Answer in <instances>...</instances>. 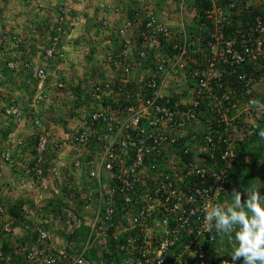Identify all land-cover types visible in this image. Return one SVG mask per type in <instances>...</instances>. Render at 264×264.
<instances>
[{
  "label": "built area",
  "instance_id": "1",
  "mask_svg": "<svg viewBox=\"0 0 264 264\" xmlns=\"http://www.w3.org/2000/svg\"><path fill=\"white\" fill-rule=\"evenodd\" d=\"M208 1L211 5L203 10L202 25L192 33L187 28L198 16L195 0H132L130 5L127 0L98 1V20L107 32L108 46L100 54L98 77L78 84L82 106L70 130L58 138L43 128L42 108L50 95L48 79L55 75L51 69L64 59L65 45L73 38L68 11L61 7L46 50L37 53L40 56L15 57L7 63L8 68L23 70L39 81L30 83L32 95L26 103L28 118L40 132L33 148L38 157L34 173L27 169L31 188L42 180L35 201L39 203L51 191L60 194L59 187L66 182V174L57 168L50 170L52 182L43 181L41 166L49 149L55 164L74 169L79 177L87 166L92 198L85 219L91 231L80 244L82 253L70 257L69 264H91L84 252L97 244L100 255L110 254V238L121 242L116 244L125 254L121 264H215L211 248L217 246L223 254L226 236L204 230V205L223 203L230 183L228 171L237 159L235 135H255L253 129L243 130L236 122L256 125L262 114L251 100L242 98L259 83L244 66L264 70V13L247 18L244 12L263 6L264 0ZM108 14L119 16L114 25L108 24ZM232 24L238 25L228 32ZM112 35L121 44L114 46ZM5 41L13 50L26 42L19 34ZM195 46H200L196 61L188 55ZM67 85L57 82L56 88L69 90ZM129 98L133 105H127ZM200 112L206 113L204 119ZM6 114L18 128L25 126L20 106H10ZM187 126L193 134L199 130L204 142L187 146ZM23 139L12 132L7 145L18 146ZM93 139L98 149L93 162L85 161ZM216 148H220L217 154ZM189 150L193 158L185 160ZM12 157L7 148L0 152V168L11 164ZM217 157L223 165L219 170L214 164ZM71 217L76 218L73 210L65 217L67 223ZM40 234L42 241L49 237L42 229ZM51 244L53 248L38 251L46 264L59 259L50 253L57 250V240L51 239Z\"/></svg>",
  "mask_w": 264,
  "mask_h": 264
},
{
  "label": "trees",
  "instance_id": "2",
  "mask_svg": "<svg viewBox=\"0 0 264 264\" xmlns=\"http://www.w3.org/2000/svg\"><path fill=\"white\" fill-rule=\"evenodd\" d=\"M195 5L197 8V15L194 18V24H190V26L187 28L189 33H192L193 31L197 30L200 24L202 22L203 17V10L207 7H210L211 3L208 0H195ZM264 13V5L259 6L258 8H255L253 10H249L247 12H244L245 17L251 18L252 16H255L256 14H262ZM131 16V13L128 14ZM251 16V17H249ZM199 18V19H198ZM32 22V21H31ZM34 26L33 29H29L28 33L32 35V37H35L36 41H40L41 39L44 40L42 43L43 48L41 51H45L46 47L49 43V37L52 34V30L48 26L49 24H31ZM100 27H104L103 24H99ZM204 26L207 24H203ZM236 25L238 24H232L228 27V32H232ZM46 28H45V27ZM39 32V33H38ZM40 39V40H38ZM113 42L117 45L118 43L121 44L117 39H114ZM41 43V42H40ZM88 43L87 41L85 42ZM90 46L91 44L88 43ZM87 44V45H88ZM88 45V46H89ZM32 47V46H31ZM28 45V39H26V42L24 43L23 47H19L18 49H14L17 53L16 57H19L21 59H27L30 60L31 57L34 54V50L30 51L31 48ZM200 46H195L190 49L189 56L194 60H199V53H197V49ZM34 48V47H32ZM0 46V50H1ZM18 50V51H17ZM2 51V50H1ZM96 53V49L92 45L90 47L89 52V59ZM104 52H102L103 54ZM13 53L10 52V55L8 58L3 57L2 53H0V67L3 71V74L5 76H10L12 79H20L18 89L22 91H26L28 95L31 93V86L38 84V79L32 78L30 73H27L23 70H12L7 67V63L11 59H15V57L12 55ZM99 55V54H98ZM62 62V59H59ZM264 64V62H263ZM98 70V67L94 68V70ZM246 70V72H253L254 75L257 77L258 81L260 80L263 84L264 81V70H256V68L252 64H247L243 68ZM99 73H94L93 76L98 77ZM250 75V74H249ZM31 81V82H30ZM53 82L52 78L48 79L49 82ZM11 82V81H10ZM57 82H63L67 83L66 78L62 77L57 79ZM56 82V83H57ZM47 83V84H48ZM15 83H13L14 85ZM68 84V83H67ZM5 84L0 81V101L6 100V97L1 92V88H3ZM69 87V85H67ZM53 91H57L58 96H62L63 94H67L68 90L67 88L61 89L56 88ZM262 91H264V86L262 88ZM75 97V102L73 103L75 106H82V103L80 102V93H81V87H76V90L73 91ZM242 93V89H241ZM264 93V92H263ZM5 97V98H4ZM243 101L247 100H261L264 101V95H260L257 93L255 95V98L253 95L245 96L242 98ZM10 97L7 98L8 104H9ZM13 104H10L9 106H20L24 112V115L26 117V124L28 126H31L32 128L34 125H32L30 118H28V109L25 105L18 104V101L12 102ZM124 102L121 104L123 105ZM127 105H133V99L129 98L126 101ZM8 106V107H9ZM5 111V109H3ZM201 111V109H200ZM73 110L70 113V117L72 116ZM260 113V112H259ZM201 118L204 119L206 117V113L200 112ZM255 115H258V113H255ZM199 117V116H198ZM243 121V120H242ZM72 120L68 122L66 125V128L64 131H69V125L71 124ZM44 123V121H43ZM67 123V122H66ZM65 123V124H66ZM242 129L244 130H250L253 129L255 132V137L252 140H249L247 138L244 139V142H236L235 141V153L237 154V159L235 160L232 168L228 171V176L230 183L226 190L223 192V199L221 202L223 203H230L232 200L231 192L233 188L235 187L237 190L243 192L246 189L251 188L253 185L256 187H262L261 192L264 193V179L263 177L260 179H257L256 173L254 172L255 168L258 166L259 163L263 165V172H264V135H261V133H264V111H262V114L258 118V123L256 126H252L248 124L247 122L243 121V123H239L237 121ZM187 125V124H186ZM185 125V126H186ZM43 126H47V124H43ZM183 126V128L185 127ZM14 129V125L8 126L6 128V131L3 132L2 137L6 138L7 134L11 132ZM35 129V128H34ZM188 132V143L187 146H190L193 143L197 142H204L202 134L199 130L195 131V134H193L189 126L185 128ZM240 130V129H239ZM35 131H37L35 129ZM30 137H27L21 141V144L16 147L19 148L22 152L29 151L32 155L28 157V160H24L27 165V169L30 170V174L34 173L33 168L36 167L38 157L35 156V150L33 149L37 143L39 138V131L33 132ZM226 135V134H225ZM227 136V135H226ZM237 138H240L238 134L235 135ZM95 139V138H94ZM91 140V143L89 144V152L84 155L83 159L85 161H91L93 162L96 150V142L95 140ZM234 144V142H233ZM257 146H256V145ZM50 148V147H48ZM24 149V150H23ZM14 150L15 152H17ZM50 151V149H49ZM49 151L45 156L46 162L41 166L42 169V179L43 181L53 180L52 176L53 173L50 172V170L58 169L60 171V174L63 175L66 174V182L65 185L61 188L60 194H55L53 191H51L49 194H44L46 196L45 199L40 201L39 203L35 201V197L38 196V193L36 190H38L42 180L39 182L37 180L36 185L33 188L31 186H28L25 188L27 191L32 190V192L35 193L34 198H20L17 199L15 196H13V193H10L9 195H4L2 193V189L0 190V264H46L45 263V257L38 254L39 249L42 247H46V249H51L54 246L51 244V239L57 240L58 244L57 250L53 249V252L50 251L51 254L54 256H57L59 259L55 264H69L70 257L79 256L82 253V248L80 246L81 243L86 241V236L91 231V225L88 221H86V217L89 215V213L86 210V206L88 203H91L90 196V190L92 186L90 185L89 181L87 180L89 178L87 166H83V171L81 177L77 175L78 173L75 172L74 169H67L65 170L62 167H59V165L53 162L51 158H49ZM216 154L218 151H220V148L215 149ZM250 151L252 165L248 166L245 164V154ZM188 154L184 155L185 160H191L193 158L194 152L188 151ZM13 154V157H14ZM55 157V156H54ZM217 163L214 162V164H217L215 167L216 169L223 168V165L221 164L222 161L220 157L216 158ZM28 161V162H27ZM73 164V163H72ZM70 167H73L70 165ZM5 168H0V187L1 185V177L4 173ZM34 175V174H33ZM56 180V179H55ZM55 184V183H54ZM37 194V195H36ZM245 199V198H244ZM242 199V202L243 200ZM72 205H75L72 207ZM70 210H73L75 213V217H71L72 220L67 223V219L65 218ZM79 221L81 223L79 224ZM44 230L49 237L44 239L42 241L40 230ZM117 243L114 241L113 238H110L109 247L111 248V253L107 254L105 252L100 255L98 247V244L94 246L93 249L89 250L88 252H84L86 260L91 264H101V261H104L106 259V264H121L120 259L125 255L123 254V251L118 250L116 247ZM189 241L183 242L180 244L179 248H177L176 254H178L183 247L188 244ZM217 246H214L211 248V253L214 257L215 264H228L227 260L230 258L229 254L231 252V247L226 249L225 245L222 243L223 248V254L217 252L216 249ZM60 252H63V255H66L65 259L64 256H60ZM49 253V254H50ZM48 254V255H49ZM72 261V258H71ZM238 264H242V259L239 261Z\"/></svg>",
  "mask_w": 264,
  "mask_h": 264
},
{
  "label": "rangeland",
  "instance_id": "3",
  "mask_svg": "<svg viewBox=\"0 0 264 264\" xmlns=\"http://www.w3.org/2000/svg\"><path fill=\"white\" fill-rule=\"evenodd\" d=\"M13 1V2H12ZM63 7L64 10L68 11L69 16L70 12H72V8L74 7V2L72 0H63ZM127 4H132V0H127ZM261 0H257L256 2H260ZM34 7H25L24 4H22L21 0H0V14H2V17L0 15V32L2 33L4 39L6 40V36H11L10 34H19V36H22L23 39H28V45L36 46L37 53L40 51V45H38V41H36L35 37H32L31 34L28 33L29 29H33L34 26L33 22L36 24L37 19L39 20L37 24H45L47 21H42L41 19L45 20L46 18H51L52 20H56V14L55 12L47 13L45 10H47V4L45 3H38L34 2ZM44 10V12H43ZM37 14V16L35 15ZM55 16V17H54ZM115 16L116 18L119 16H116L114 14H108L107 16V22L110 25H114L115 19H112V17ZM36 19V21L34 20ZM33 21V22H31ZM26 22V23H25ZM81 26V25H80ZM33 27V28H32ZM45 27V26H44ZM46 28V27H45ZM80 28L78 30L79 33L77 37L74 36L72 40L68 41L66 43V49L64 52V59L62 62H59L55 69H51V72H54V77H51L53 82H49L47 84V89L50 92L48 101L46 104L43 105V108L45 110L43 114V124H47V126H43L46 131H49L50 133H54V138H58L59 135H62L64 132V129L66 128V125L69 121L72 120V118L75 116L76 111L81 107L80 105L75 106L73 103L75 102L74 90H76V87L78 84H80L81 81L85 80L86 75V68H88L90 59H89V52L91 46L87 45L85 41L83 43H78L75 39L79 38L82 32L80 33ZM109 32V30H108ZM39 33V32H38ZM98 36V33H97ZM96 36V37H97ZM103 40V38H102ZM99 41V40H97ZM6 44L8 41H5ZM40 43V42H39ZM78 44V45H77ZM101 44H97L96 46V52L98 53L100 50ZM102 48V47H101ZM99 50V51H98ZM103 51V50H102ZM12 52L11 45L8 46V50L5 51L6 54H10ZM15 53V52H14ZM6 56V55H5ZM40 56V55H38ZM5 74H3V71L0 67V81L5 80ZM66 78V81L69 85V90H72V94L68 93L63 94L62 96L56 95L57 91L55 90L57 79L59 78ZM264 86L262 82H259V85H257V90L262 89L260 86ZM15 86V84H14ZM6 88V87H3ZM11 98L9 100V104H13L12 102L18 101V104L25 105L27 102V99L29 95L17 88H12ZM4 91V90H3ZM6 104L5 106H7ZM72 116L70 117V113L72 112ZM6 121L9 124L13 126L14 122L11 118H6ZM67 122V123H66ZM66 123V124H65ZM4 125V124H3ZM7 124L4 126L6 127ZM15 125V124H14ZM2 126V125H1ZM0 126V144H3V141L5 138L2 137L3 132H5V128ZM14 130L16 133L17 138H27L30 137L33 132L35 131L34 128L31 126L25 125L24 127L14 126ZM250 131V130H249ZM38 132V130H37ZM252 137V135H251ZM18 140V139H17ZM256 145V144H255ZM257 146V145H256ZM0 147H2L0 145ZM12 150H16V148L12 145ZM14 154V160L11 164H8L4 170V173L2 174L1 179V185L0 190L4 195H9L10 193H13V196L17 199L22 198H29L33 197L35 193L32 192V190L27 191L25 188L28 186L27 180L29 179V173L26 171L27 168H23V166L26 167V162L24 160H28V157L31 155L29 151L26 153H21L19 151V148H17ZM19 151V152H18ZM252 156V154H251ZM251 159V158H250ZM28 162V161H27ZM258 167V166H257ZM263 170V167H260ZM257 179H260L263 177L264 179V172L261 174L260 172L256 173ZM245 197H242L244 199ZM222 243L225 245L226 249L228 250L229 247H231V243L229 242L228 238L222 239Z\"/></svg>",
  "mask_w": 264,
  "mask_h": 264
},
{
  "label": "clouds",
  "instance_id": "4",
  "mask_svg": "<svg viewBox=\"0 0 264 264\" xmlns=\"http://www.w3.org/2000/svg\"><path fill=\"white\" fill-rule=\"evenodd\" d=\"M1 40L6 43L3 35H1ZM9 45L10 43H7L5 47ZM12 51L14 50L12 49ZM258 82L261 81L259 80ZM257 85H259V83ZM257 85L250 94L253 95L254 98L257 93L264 95L262 89L257 90ZM260 86L263 88V85L260 84ZM30 91L31 93L27 101L32 95V88ZM251 103L253 107L264 111V101L253 100ZM9 107L5 109V113ZM42 112H45L44 108H42ZM6 116L8 115L6 114ZM14 124V126H17L15 122ZM14 129L7 134L3 144H0L2 146L0 147V152L7 148L14 154L12 145H7L8 135L15 132ZM261 135H264V133H261ZM254 137L255 135L252 137L244 135V137H236L233 142L235 145V141L244 142L245 138L252 140ZM12 158L14 160V157ZM6 166L7 165H4V168H6ZM23 168H25V166H23ZM28 181L29 179L27 182ZM261 188L262 187L253 185L243 192L233 188L231 192L232 200L230 203H213L209 201L204 205V230L207 233H213V230H215V234L221 237L226 236L231 243V252L229 254L231 259L227 261L228 264H237L241 259L242 264H264V193L261 192ZM242 197H245L243 202ZM123 257L120 260H122Z\"/></svg>",
  "mask_w": 264,
  "mask_h": 264
},
{
  "label": "crops",
  "instance_id": "5",
  "mask_svg": "<svg viewBox=\"0 0 264 264\" xmlns=\"http://www.w3.org/2000/svg\"><path fill=\"white\" fill-rule=\"evenodd\" d=\"M21 1H22V4H24V6L27 8L34 7L33 6L34 2H38V3L42 2V3L47 4L48 9L45 10V12H47V13L55 12L56 19H57L58 14L60 13V9L64 3L63 0H21ZM98 1H100V0H72V2H74L75 8H72L73 10H72V12H70L71 17H69V20H68V24H70V27H73V29H74L73 37L74 36L77 37L78 34H76V33H79L78 32L79 28L81 30L80 33L82 32L80 37L75 39L76 40V41H74L75 43L77 41H78V43L79 42L83 43V41H85V42L87 41L88 43L92 44L95 49H96L97 44H99V43L101 44V46L99 48L100 51L98 50L99 51L98 53L96 52V53H94V55H92V59H90L89 66H88V68H86L85 77L86 78L89 77V79L94 77L93 76L94 73L95 74H96V72L99 73V70L101 68L98 64L100 62V59H101L100 54H101L102 50H104V48H106L108 46L107 43H105V39L108 38L107 32H105L104 28L100 27V25H99L100 24V22L98 20L99 11L96 8ZM43 12H44V10H43ZM0 15L2 17V14H0ZM35 15L37 16V14H35ZM112 19H116V17L113 16ZM34 20L36 21V19H34ZM38 21L39 20L37 19L36 23H38ZM42 21H47L45 24H49L48 26L52 30V25L54 24L55 19L52 20L51 18H46L45 20L41 19V22ZM169 25L174 27L175 25H178V24H169ZM97 33H98V36H97ZM1 35H2V33L0 32V46L2 48L1 49L2 51L0 50V53H2V55L5 59V58H8L10 54L5 53V51L8 50V47H5L6 43H4L1 40ZM102 38H103V40H102ZM114 39H116V36L112 35L111 36V42L112 43H114L113 42ZM38 40H40V39H38ZM97 40H99V41H97ZM39 42H41V43H39ZM39 42H38V45L42 46V43L44 42V40L41 39ZM114 46H117V45L114 43ZM32 47H34V48H32ZM32 47L30 48V51L34 50V54L32 57H38L36 46H32ZM40 49H42V48H40ZM13 52L14 51H12V53ZM12 55L14 57H16L17 53L15 52ZM39 60H40V58H37V62ZM56 65L57 64H55L54 67H56ZM96 67H98V70L97 69L94 70V68H96ZM2 82L5 84L4 87H6V88H1V92L6 97V100L0 101V126L2 125L1 127H4L5 131H6V128H8L9 124H11V123H8L6 121V118L9 119V117L6 116V113L3 109H6L10 105V104H8L7 98H9V97L11 98V93L13 91L12 88L18 89L20 79H17V78L12 79V78H10V76H6L5 80ZM13 83H15V86L13 85ZM24 92H26V91H24ZM6 104H8V105L5 106ZM3 124L4 125L7 124L6 127ZM250 157H251V154L249 151L248 153L245 154V162L248 166L252 165V160L250 159ZM260 167H263V165L261 163L258 164V167L255 168L254 172L255 173L260 172L261 174H263V170Z\"/></svg>",
  "mask_w": 264,
  "mask_h": 264
}]
</instances>
